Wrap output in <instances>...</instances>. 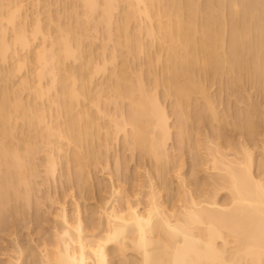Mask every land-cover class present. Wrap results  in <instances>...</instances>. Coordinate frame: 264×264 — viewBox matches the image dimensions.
<instances>
[{"label":"bare ground","instance_id":"obj_1","mask_svg":"<svg viewBox=\"0 0 264 264\" xmlns=\"http://www.w3.org/2000/svg\"><path fill=\"white\" fill-rule=\"evenodd\" d=\"M12 1L11 0L9 1L10 3L9 5L8 2H7L8 4L7 3L4 4L3 0H0V61L2 60L3 63L4 61L7 62L6 60H10V59H12L13 61V59L15 58L14 51L11 53L10 49L12 50L15 49V45H18V46L20 45V47H22L23 50L28 49L29 45H31L30 44L31 41L28 37L30 36L28 35L30 33L28 32V29L26 27L27 26L26 24L28 23L27 21L25 22L28 16L23 15L22 14L23 8L21 9V7H25V6H22V4L19 3L18 1H15V3L17 2V4L13 5ZM116 1L117 0H102V1L100 0L101 4H103L102 6L103 10L101 11L102 13L99 11L101 13L100 16L102 17L100 21H99L100 18L98 19L100 24L102 21H104L105 24L102 22L104 26L106 25L110 26L111 21H113L112 20L113 19L112 17L114 15L113 13L116 12L114 11V9H116V6H118V4H116L117 3ZM127 1L128 2L131 1L132 2L131 4L133 6L129 5L130 3H127ZM127 1L126 3L129 6H131V8L133 7V10H134V7L137 6L139 14L144 13L143 17L144 15L147 17L148 22H150L149 23V25L151 26L150 29L151 31L153 30L152 32H150V30L148 32H150V35L154 34L155 33L154 26L152 24L153 20H151V17L153 18L155 14L151 13L152 12L151 6L155 7L156 2H158V0H127ZM160 1L163 2V0H160ZM215 1H212V2L215 3ZM223 1L224 0H218L217 5H215L216 6L215 7L212 3H208V2L206 4L204 3L205 5L201 6V3L199 4L198 2H196V0H169L167 1V9L165 10L166 7H164V9L162 8L163 10L160 9L161 14L159 13V9L157 8L158 17L164 18L165 16L167 20L164 18L166 20L165 22L163 21L158 22L156 16L154 17L155 19L153 18L158 23L157 25H159L157 26V28L160 31H163L164 38L161 41L163 44H160V46L162 45L161 49H165V52H166L165 54L166 56L164 57V62H166V64H164L165 70L163 74L164 75L163 79L155 80L157 81L155 83H158L159 81V83L161 84L163 81L162 87L163 88L165 87L166 90L168 89V92L166 91L167 94H169V91H170L171 94L177 98V100H175L177 101L176 103L179 106V108H177V111L179 112L181 111L182 112V113L180 112L181 114H183V112L186 114V112L183 111V109L185 105L189 104L190 106V103H192L191 99L193 97L192 96L193 92L196 90L204 91L205 87L203 88V86H200V84L201 85L203 84L198 82L199 80H197L195 78L196 76H194L195 75L194 68L197 69L199 63H200L199 67L201 68V70H204L206 74L210 73L212 76L214 73L220 74L221 72L223 74L224 70H228L230 72L232 71L233 73V72H236L238 68L240 70V68L243 66L250 68L251 73H252V75H250L252 76L251 78L256 82V84H258L260 89L262 88L264 90V0H228L230 2L227 4L228 5L227 12L225 11L227 10L226 8L227 5L224 6ZM80 2L84 5V7H86V9L88 8V11L90 12V13H87L88 11H86V13L88 14L86 16L87 20H88V16L91 17V14L93 13L95 14V12L98 11L99 9L98 7L101 6V4H98V0H81ZM168 3H170L169 5L170 9L168 8ZM11 4L14 7H10ZM164 5L165 4H163V6ZM158 7H161V6L158 5ZM4 8H5V11H4ZM6 8H8L7 12H6ZM213 9L214 10L216 9L217 11L215 12L217 13H213L214 11ZM134 13H135V10H134ZM200 13H203V16L204 15L205 16L203 18L204 19L203 23L199 20L202 23V25L199 26L198 24L199 22L196 17L198 16L197 14H200ZM152 14L154 15L152 16ZM21 15L24 17H21ZM18 16L22 19L23 22H21ZM200 16H201L200 18H202V15ZM23 18L25 19L23 20ZM36 18H37V22L35 21L34 24L36 23L37 24L34 27H32L34 29H32L31 32H33L32 35L35 38L38 35L42 34L41 35L43 38L42 44L44 43L43 46L41 45V48L39 47L38 49L39 51L38 50H37L38 52L36 51V54L34 52V55L36 57L35 59H37V64L39 66L38 68L39 70L36 75H38L39 78L41 77V79L37 78L38 79L37 81L43 80L42 77L44 75H47L46 71H48L50 78L52 77L51 81L55 83L56 79L58 78L56 76H58V74L59 75L63 74L62 71L61 73L60 72L56 73V71L63 70L61 68L59 69V66L61 65L60 67H62L63 66L62 63L67 60H70V58L71 57L73 58L74 55L77 59L79 56H81L79 55V53H78V56L76 55L77 53L74 54L76 50L72 49L73 44L71 45L69 41V39H71L72 37L68 36L67 33L72 32V34L75 35L74 38H76V40L78 39L77 41H79V38L76 32L73 33V30L76 31V29L70 28L72 30L71 31L69 29L70 26L68 27L66 26V31L67 29L69 30L68 32H66L65 29H63L65 26L63 25L60 26L61 24H58L59 27L58 26L57 27L60 31L58 30L57 31L59 35L60 34L61 35L60 36L58 35L59 37L57 36L56 38L58 39L56 40L51 39L56 42L53 41L54 42L53 44L52 42L50 43L49 41L51 47L50 46L47 47L49 44H47V41H46L48 40L46 39L48 35L46 33L48 32H44L43 28L42 27H41L42 29L40 28V25H41V24L39 25L40 18L39 19L38 17ZM16 19L20 20L21 25L19 24V22H18L19 25L18 24L16 25L17 23L16 21H18ZM125 19L124 20L120 19V20L124 23V21H126ZM228 23L229 25L227 26L226 24ZM125 24H121L120 22V25H118L120 26V28H118L119 30H116L118 32V33L116 32L118 35L119 34L121 35L123 33L122 37L127 38V39L125 38L126 41L124 42L125 43L124 48H126L125 50L127 51L124 53L128 52V54H132V53L135 54L136 51L138 53L137 49H140V48H136V45H135L136 39H133V41L135 40V42H133L132 41L133 37H127L130 34L129 35L127 34L128 29H126L127 26L125 27ZM78 25H79V21H78ZM97 25L99 26L98 23ZM122 25H124V28L126 31H124V28ZM98 26L96 27L98 28ZM201 26L202 28H199ZM60 27L61 28L63 27V28L60 29ZM110 27L112 28V26ZM225 27L227 28L229 27V28L226 29ZM111 28L110 30L108 29L110 32V33L108 32V39H109L108 41H111L110 38L112 37ZM200 29L202 33L199 31ZM224 29L228 30V32H225V33H228L226 39L223 38ZM9 31H10V34H9L10 39L8 38ZM199 32L201 33V35L199 34ZM43 33H45L46 35H43ZM157 33L158 32L155 33V36H157ZM160 33H158V35ZM152 37L154 36L152 35ZM73 41L77 44V45L75 44V46L79 47L78 42H76L75 40H72V42ZM45 44H47V46ZM122 44L123 42H121V44L119 45L122 46ZM139 45L137 44L138 47ZM122 47L119 46V48L121 49ZM118 50L116 52H118ZM113 52L115 53V50ZM161 52H163V50H161ZM81 53L83 54V52ZM121 53L123 54L122 50H121ZM112 54H111L112 60L110 59L111 61L110 63H113V61L115 63L117 59L116 58L117 54L115 53L116 55V56L114 55L115 57H113ZM28 57L26 59H28ZM65 58H69V59L66 60ZM17 59H15V61ZM61 59L63 60L61 61ZM105 60L103 62L104 64H105ZM12 61L10 60V62ZM25 62L26 61H24V63ZM59 62H60V65H59ZM13 65L14 64H12V66ZM48 65H49L50 70L49 69L46 70V66ZM99 67L100 66H96L97 68L96 71H98V69L100 70L101 68L103 70V67H100V68ZM72 71L75 72L74 70ZM120 71H123L122 75L121 73H117L118 75L114 74L116 72L113 71L114 73L112 75L117 76V77L114 78L116 80L115 83L113 82L114 85L111 83V81H109L113 87V89L110 87L111 89L110 91L112 90L114 91L117 99L119 98V96L120 98L123 97V99L126 97H129L130 98V103H129L130 110H129V114L126 117L124 116V113H121L122 115L120 114L121 118L123 117V119L119 118L120 121L118 120V118H115V117H114L115 120L113 119L114 121H111V122H114L115 132L117 133L118 130L120 131V129L126 130L125 125L128 126L129 124V126H131V130L129 133L131 137V149L132 148L133 149L140 148L141 150L143 149L148 155H150L153 159L155 158L156 161L159 162L161 161L160 159L162 157H163L162 159H164V157L166 156V155H162V153L165 151L164 148H166L165 146L169 142V139L171 140L170 137L172 136V132L170 133L171 131V125L169 122L170 114L166 111L165 109L166 107L162 105V102L158 99V97H156L158 94L155 95L153 94L154 92L152 93L151 91L152 93L151 95L148 92L149 89L146 90L147 87L145 88L144 86H141V85H145L142 83L143 78L141 75H137V78L139 76L140 82H138L139 80L137 81V79L135 78L138 84L137 86L138 90L135 91L132 88V90H134L135 92L133 93L132 90L128 87L131 84L130 85L128 84V86L127 84L126 85L123 84V83H129L130 81L128 80L129 78L128 79L126 78L127 76L124 73V69ZM66 72L67 71H65V73ZM11 73H13L12 76H15L13 71H11ZM69 74L67 73V76H66L69 79L64 77V79H67L65 80L66 82H63L64 79L62 78L57 79L58 81H61L59 83L57 81V83L62 86V88L60 87L61 93L57 92V94L54 95L56 96L55 98L54 97L50 98L52 99L51 104L54 103V101L57 102L58 108L57 106L56 108H57V111L60 112V113L58 112V114L59 115L64 114L63 116H66L64 118H66L67 120V122L65 120V123L67 125H64V126H66L67 128L65 129V127L61 126L63 133L60 130V128L59 130L56 129L58 127H55L56 130H53L54 126L51 127V123H49V125H46L47 130H48L46 131L45 124L43 123V122L46 123L48 120V119L46 120L47 117L45 118V116L43 115L46 113H43V112H41L42 114L39 113L38 112L39 110L36 111L38 108L36 107L37 109L35 110V106L33 108V105L31 104L30 105L32 107L29 106L28 108V102H32V101H30L29 98H27V101H26V99L24 100L22 97L20 98L19 97L20 95L17 96L16 94H18V92L17 93L14 92L15 89L13 90L14 97L11 95L13 97L12 98L8 93L10 91L8 90V88L10 89L11 86L9 85L7 88L6 84L4 85L6 88L4 89V91L5 90L6 91L4 93V91L2 90L3 92L1 91L2 93H0L1 95L0 96V207L1 209L2 207L7 206V204L10 203V198L12 199L13 194L18 196L19 198L22 197L23 193L21 192L19 193L18 191L20 190L19 185L22 186L24 183V185H27L26 187H29L28 186L29 180L28 181L24 180L27 177L23 173L27 171L25 167H27L28 165H30L29 167H32L31 165L32 162L30 163L31 159L29 160V158L31 156V151L32 153L35 151L34 148L33 149L31 148L32 149L31 150L30 146L26 147L25 145L26 155H24V160H23V157L20 159V153L18 151L20 150V152H22V150L19 149V147H15V146H14V149H15L14 150L12 148V145L14 143L12 144L11 141L8 140V138L10 137L11 139L14 138L13 136L14 134H16L14 133L16 132L15 126L11 127V125L16 123L13 117L16 116L17 112H19L21 116L18 113L19 116L17 115L18 117L16 118H19V119L21 118L20 120H23L24 118L26 120L28 118L27 123L29 125L27 127H30V125L34 122L33 126L35 129L34 130L35 133H36V130L40 131L41 133L42 132L41 130L43 129L44 131L43 136L48 134L47 136L50 137V133H47V132L52 133L54 131V133H52L51 135L53 137L54 136L58 137V136L63 135L65 131V135H63L62 138H64V140L66 138V141L69 140L68 144L72 145V143H74L72 146L77 145L78 142L81 143L82 140L84 141L86 140L85 142L87 145V141L89 143V141L93 137H95V135H92V132H89V130L90 131L93 130V126H90L89 123L94 122L93 120L95 119L91 117L93 116L92 114H87L88 116L86 115L85 110L87 108H84L85 110H83L85 111L83 114L85 117L80 115L82 113L78 112V110L77 112L80 113L79 115L73 114L74 112L72 111L74 110L73 108H75L78 105L77 102H80L79 100L80 97L78 96L83 95L82 97H86V95L88 96L90 95V92L88 94L87 90L83 88L82 90H84V92L87 93V94L86 93L84 94V92H81L82 90L81 91L79 90L80 88L77 89L75 81L73 80L71 81L73 77L75 79L77 78V76L73 74L74 76L71 78ZM76 74H77V71H76ZM124 74H125V77L123 78ZM233 75H238V73L233 74ZM9 76L11 75L9 74ZM217 76L218 75L216 74V77ZM125 78L127 79V81L124 80ZM235 78H237V76ZM235 78H233V81H232L233 83H234ZM7 79L6 80L4 79L3 81L6 82L8 81ZM231 80L232 79H230L228 84L231 82ZM23 82L24 84L22 85L24 87L25 86L28 87L29 84L31 85V82L29 81L28 83L27 79L26 81H23ZM34 83H38V82H34ZM53 83L51 82V84L49 85L51 86ZM25 84H28V85H25ZM111 84L108 86H111ZM133 84L136 87V82ZM156 85H154V87L152 86L153 89L155 88ZM39 86L38 87L40 89L41 85ZM131 87H134V86H131ZM31 89L28 90L26 88V90L29 91V94L31 92ZM51 90L52 89H49V92ZM36 91H38V88ZM136 92L137 94L139 93L140 95L139 97L138 95L137 96L135 95ZM38 93L40 97L43 95L42 94L43 92L38 91ZM195 93L197 92H194V94ZM205 94H204V97H205ZM134 95L136 97H134ZM206 99H209V98L207 97ZM209 100L207 101L205 100L206 103L208 104V106L206 104V106L208 107L206 109L213 111V109L215 108L214 107L215 105L213 106V104L208 102ZM23 103H27V104H23ZM177 104H176V107H178ZM192 105L194 106V103H192ZM79 107L80 106H78V109ZM180 107L183 109H181ZM80 110H82V108H80ZM116 110L118 111V108ZM247 110L245 111L247 112ZM35 111L38 112L39 115H37ZM117 111H115V113ZM13 112L16 114H14ZM31 113L36 115V117L38 116V118H35L37 120L36 123H35V119L33 122L31 121L34 118V116L30 118ZM252 113L253 112H251V109L249 112L245 113L246 114L244 116L245 123L244 125H242V127H239L247 134L249 133V135L253 133L252 129L254 131V128L257 126V123L253 122V119H254L253 117L255 114H253L252 116ZM40 114L43 117V119H41L42 122L40 121V118H39L41 117ZM185 114L183 116L181 115L182 118L179 119L181 123L179 120H178L179 123L177 122L179 125H182L180 126V128L181 127L183 128L185 126V123L187 122V121L185 122V120L187 119V116H186L187 114L186 115ZM28 115L30 116L28 117ZM211 115L212 117L217 118V120L220 121V119L218 118V113L214 112V113H211ZM184 116L186 117V119H184L185 118ZM124 117L126 119H124ZM219 117H222V116H219ZM83 118H87L86 121L87 120L88 121L86 124L85 122H83L84 124L83 126H81L82 124L80 125V123H82ZM44 119L46 121H44ZM12 120L14 121L13 124L11 123L13 122ZM255 120L256 118L254 119V121ZM57 122L55 121V123ZM182 122H184V126ZM24 123L26 122L24 121L23 125ZM41 123L44 124V128L42 127V129H40L41 128L40 126H43ZM253 124L254 125L256 124L254 128H253ZM33 126L31 127L33 128ZM36 126L38 127L35 128ZM13 127H14V130L12 129ZM91 127H92V130H91ZM19 130L21 129L19 128ZM55 131H59V132L55 134ZM183 132H184V128L181 133ZM12 133H14L13 136L11 135ZM7 135H9L10 137ZM186 135L189 136V134H186ZM88 137H91V138L88 139ZM181 137L185 138L186 136L181 135ZM5 141L8 142V144ZM19 142H17V145ZM25 143L27 142L25 141ZM90 145L91 144L89 143V146ZM212 145H215V144H212ZM211 148L210 149L208 148V149L211 150ZM28 149H30L29 151L30 156L28 154ZM57 149H58V146H57ZM57 149H56V152H57ZM221 149L222 148L219 147L218 144H216L214 147V150H211L212 155H211V158L209 159V161L211 160L210 162L212 165L211 169H213V171L215 170L214 172L217 173L214 176H218L216 177V179H214V176H213V180L215 181V183H213L214 185H212L213 186L212 189L211 188L209 189L211 192L208 190L209 193L201 194L202 193L201 192V193H196L197 195H195V192H193L191 189L192 187L190 188L189 186L191 185L193 186V184L198 183V179L195 177L194 180L191 182L192 184L189 183L190 184L189 185L187 183V186H188L187 187L185 186V183L187 182L186 179L188 178L185 177L181 173L182 170L180 171V173H177L178 174L177 176L179 177V180H181V184H182V185L180 184L181 190L179 191L180 192L179 195L181 196L180 200L183 199L182 205H180V207L178 208L177 207L169 208L165 206V204L162 201H160L159 194H158L159 192L157 189L158 186L156 187L157 183H155L156 179L154 181V176H152V174L150 176L149 173H148L149 175L147 174L148 178H150L148 179L149 182L147 181L149 184L147 183V187H146L148 189L146 190L147 191L146 193L147 202L144 208H141L142 204L141 202H139V200L137 202H133V200L131 199V196H125L124 198L119 197L120 195L119 190L115 187L113 188L111 199L107 201L105 207L103 208V215L105 217V222L107 223V226L104 232L103 233L101 232L99 235L97 234L94 235V233L88 234V231L86 232L85 224L83 223L82 214L80 210H78L77 213L75 212L76 216L74 217V220L71 221L72 219L70 220L68 212H67L68 210L66 209V207L63 206V204L60 205L61 208H60V212L58 216L61 218L62 226L60 227V231L56 233L57 238L53 242V244L55 243L54 248L52 246L53 248L52 249L51 246H49L52 243L42 244L43 246H41L42 248H40L41 249L40 257L37 263L38 264H111L110 263L111 251H110L109 245L110 243H113V244H116L117 251L119 250V252L125 253L126 252L125 249L130 248L133 250L134 253H137L136 254L137 256L139 255V257H137L139 259H136L135 261H133L134 259L129 260V261L124 260L125 263L127 262L126 264H247V262L251 264H264V177L260 174H254L252 172V166L254 164L253 163L254 162L253 153H252L253 151L248 145H246V143L240 144L239 154H241L242 156L237 155L238 157L228 158L229 154L227 153L228 155H226L225 153L221 151ZM87 151L89 152V150ZM65 154H64V157H65ZM54 155H53V152L48 153L47 155L48 162L46 161V164L48 166L46 165L47 167L45 171H47V174L48 175L50 174V176L51 175L53 176V174L55 175L56 164H58L57 161L55 160ZM74 155L76 154L74 153ZM73 157L75 158V161H76V159L77 158L79 159L80 156L78 157V153H77V155ZM25 159L29 161V162L27 161L29 164L26 162ZM82 160H83L82 157H80L78 165L84 164V161ZM81 161L83 162V164H81ZM26 163H27V166H26ZM23 164L25 167L23 166ZM184 164L185 163L182 162L180 165L185 166ZM3 167L6 169H2ZM81 167L83 168V166ZM180 168H183V167L181 166ZM80 169L79 171H81ZM22 171L24 172L22 173ZM82 173H79V176L80 174L82 175ZM13 180L17 182V185L14 184ZM222 190H225L228 193V197H227L228 199L224 201L223 200L220 201L218 198H216L219 191H222ZM19 194H22V195H19ZM140 195H141V192H140ZM23 197L27 198L28 194H25V196L23 195ZM117 197L121 198L122 200H119ZM13 198L17 199L16 197H14V195H13ZM4 202L7 204L5 205ZM1 212L2 211H0V215H2ZM20 259H21V256L20 257L17 256L15 262H13L14 260H10L7 262V264H11V262H13L12 264H23L22 259L21 260ZM243 262H246V263H243Z\"/></svg>","mask_w":264,"mask_h":264},{"label":"rangeland","instance_id":"obj_2","mask_svg":"<svg viewBox=\"0 0 264 264\" xmlns=\"http://www.w3.org/2000/svg\"><path fill=\"white\" fill-rule=\"evenodd\" d=\"M9 1L10 0H5L4 2L3 0V3L4 4H6L7 2L9 3ZM15 1H18L19 3L22 4V6H25V7H21V9L23 8L22 10L23 13L22 11L21 13L23 15L28 16L27 17L28 20L26 18L25 22L27 21L28 23L26 24L27 25L26 27L28 29V32L30 33L28 35L31 36V37L28 36L31 41V42L29 41L31 45H29L28 49L24 48L25 50H23L22 47H20V45L19 46L15 45V49L13 50L10 49L11 53L14 51V56H15V58L13 59L14 62L12 61V59H10L12 62H10V60H6L8 63L5 61L3 63L2 60L0 61L1 62L0 63V77H1L0 78V93H2L4 89H6L4 86L5 84L7 88L10 85L11 88L10 89L8 88V90H10L8 92L10 96L12 95L14 97L13 90L15 89L16 91L14 90V92L16 93L18 92V94L15 93L17 96L20 95L19 96L20 98L22 97L24 100L26 99V101H27V98H29L30 101H32V102H28V108L29 106L33 105V108L35 106V110L38 108L36 111L39 110L38 111L39 113L41 112L46 113V114H43L45 118L47 117L46 120L48 119L46 123L43 122L45 124L46 131H48L46 125H49V123H51V127L54 126L53 130H56V129L59 130L60 128V130L62 131V127H65V129L67 128L66 126H64V125H67L65 123L66 118H64L66 116H63L64 114H60L63 116L62 117L58 114L59 111H57V108H58L57 102L54 101V103L51 104L52 99L50 98H53V97L55 98L56 96L54 95L57 94V92L61 93L60 87L62 88V86L58 84L61 81H58L57 79L59 78L64 79V77L68 78L66 77L67 73L68 74L70 73L69 76H71V78L74 75H76L77 78L75 79L74 77L73 79L70 78L71 81L72 80L75 81L77 89L80 88L79 90L81 91L83 88H85L88 94L90 92V95L89 96L86 95V97H82L83 95L78 96L80 97L79 98L80 102H77L78 105L76 104L77 106L73 108L74 110L72 111L74 112L73 114H78V115L80 114L78 112H81L82 114L80 115L82 116H84L83 114L85 111H86V115L87 114L93 115V116L91 115L90 116L93 117V119L95 120H93L94 122L89 123L90 126H93V130L91 127L92 131L89 130V132H92V135H95V137H93L90 140L91 142L89 141V143L91 144L90 146H89L88 141L86 145V142H85L86 140L85 141L82 140L81 142L82 144L78 142L77 145L72 146L74 143H72V145L68 144L69 140L66 141V138L65 140L64 138H62L63 135H65V131L63 135L58 136V137L56 136L53 137L51 134L54 133V131L52 130L53 131L52 133L47 132V133H50V137L47 136L48 135L47 133H46L47 135H45L47 137H45L43 136L44 131L42 129V127L44 128V124L41 123L43 126H40L41 127L40 129H42L41 130L42 134L40 133V131L36 130V133L34 131L35 129L33 126L34 124L33 121L35 118H38V116L36 117V115L31 113L30 118L34 116L33 120H31L33 123L30 125V127H27L29 125L27 123L28 118L25 120V118L23 117L24 118L23 120L27 123V124L24 123L23 125L24 121L20 120L21 118L20 119L16 118L20 115V113L17 112L16 114L13 112L14 114H16V116L14 115L15 117H13L16 123H14V121L12 120L13 122L11 123L12 124L14 123V124L11 125V127L15 126L16 132L14 131L13 132L16 134L14 133L11 134L12 136L14 134L13 136L14 138L12 139L9 135H7L10 137L8 138V140H10L12 144L13 143L15 144V145L11 144L12 148L14 149V146H15V147H19V149L22 150V152H20V150L18 152L20 153V159L23 157V160H24V155H26V147L30 146V149L34 148L35 151L33 153L31 151V156H30V152H29L30 149H28V154L30 156L29 160L31 159L30 163L32 162L31 163L32 167H29L30 165L27 166V163L29 161L26 159H25L26 162L28 161L26 163L27 167H25L23 164V166L26 168L27 171H25L26 174L23 173L24 171H22V173L26 175L27 177L24 180L26 181L29 180V185H28L29 187H26L27 185H24L23 183L24 186L19 185L20 190H18L19 193L20 192L23 193L24 196L25 194H28V197L26 198V197H23L22 194H19V195H22V197L19 198L18 196L13 194L14 197H16L17 199H14L12 195L13 200L10 198L9 204L4 202L5 205L7 204V206H4L5 208L2 207L1 209L0 207L1 209L0 211H2L1 212L2 215H0L1 216L0 217V264H7V262L10 260H14L13 262H15L17 256L18 257L21 256L23 264H38L37 261H39L38 259L40 257V250H41L40 248H42L41 246H43L42 244L52 243L49 246H51V248L53 246L54 248L55 243L53 244V242L57 238L56 233L60 231V227L62 226L61 218L58 216L60 212V208H61L60 205L62 204L68 210L67 212H68L70 220L72 219L71 221L74 220V217L76 216L77 211L80 210L82 214L83 223L85 224L86 232L88 231V234L94 233V235L96 234L99 235L101 232L103 233L107 226V223L105 222V217L103 215V208L105 207L107 201L111 199V194H112V190L114 187L119 190V194H120L119 197L124 198L125 196H131V199L133 200V202H137L139 200V202H141L142 204L141 208H144L147 202V199H146L147 191L146 190L148 189L146 187H147V183L149 182L148 179H150L147 176L148 173L150 174V176L151 174L152 176H154V181L156 179L155 183H157L156 187L158 186L157 189L159 192L158 194H159L160 201H162L165 204V206L169 208H172V207L178 208L180 207V205H182L183 199L180 200L181 196L179 195L180 193L179 191L181 190L180 186L182 184H181V180H179V177L177 176L178 175L177 173H180L181 170H182L181 173L185 177L188 178L186 179L187 182L185 183V186H187V183L192 184L191 182L194 180L195 177L198 179V183L193 184V186L192 185L189 186L190 188L192 187L191 189L193 192H195V195H197L196 193H201V192H202L201 194L209 193L210 191L209 189L210 188L212 189L213 187L212 185H214L213 183H215V181L213 180V176L217 174L216 172H214L215 170L213 171V169H211V166H212L210 163L211 160L209 161L212 155L211 150H214V147L216 144H218L219 147L223 149V150L221 149L223 153H225L226 155L229 154L228 158L230 157L233 158V157H238L239 155H241L239 154L240 144L246 143V145H248L253 151L252 153H253V160H254L253 163L254 164L252 166V172L254 174H260L264 177V90L262 88L260 89L258 84H256V82L251 78L252 76L250 75H252V73H251L250 68L243 66L240 68V70L238 68L237 71L233 73L232 71L230 72L228 70H224L223 74L221 72L220 74L214 73L215 75L213 74L212 76L210 73L206 74L204 70H201V68L199 67L200 65L199 63L198 68L197 69L194 68V70L196 71V72L194 71L195 73L194 76H196L195 78L199 80L198 82L203 84V85L200 84V86H203V88L205 87L204 91L206 94L204 93V91H201V90L194 91V92H197L195 94L193 92V95H192L193 97L191 100H192V103H194V106L192 105V103H190V106L189 104H187L185 105L186 107L184 106V109L180 107L181 109H183V111L186 112L187 115L184 112L183 114H181L182 113L181 111H180L181 113L177 111V108H179L178 104L176 103L177 101H175L177 100V98L174 95H172L170 91H169V94H167L168 89L166 90L165 87L164 88L162 87L163 81L161 84L159 83V81L158 83H155L157 82L155 80L163 79V76H164L163 74L165 70L164 64H166V62H164V57L166 56L165 55L166 52H165V49H161L162 45L160 46V44H163L161 42L164 38L163 31H160L157 28V26L159 25H157L158 23L156 22V20H154L155 19L154 17L156 16L158 22L159 21L165 22L167 20L165 16L164 18L166 20L164 18L158 17L157 8L159 9V13L161 14L160 9L163 10L164 7H166L165 8L166 10L167 1L169 0H163L164 3L158 0V2H156L155 7L151 6L153 8V9L151 8L152 10L151 13L155 14V15L152 14V16L154 15L153 17L154 19L151 17V20H153L152 24L154 26V32L155 33L161 32L159 35L157 33L158 37L155 36V33L152 34L155 38L152 37V35H150V32H152L153 30L151 31L150 29L151 26L149 25L150 22H148L147 17L145 15L143 17L144 13L139 14L137 6L134 7V10H135V13H134L133 7L131 8V6H129V5H132L131 1L128 2L126 0L127 3H130L129 5L126 3L125 0L116 1L117 2L116 4H118L119 7L116 6L117 10L114 9V11H116L117 13L114 12L113 13L114 15L112 17L113 19L111 18L113 20L111 21L112 24L110 23V26H112V28L109 25L104 26L102 24V22L104 23V21H102L101 24L99 22L102 18L100 15L102 13L101 11L103 10L102 9L103 4H101L100 0H98V4H101V6L98 5L99 9L97 8L98 11H96L95 14L94 13L91 14V17L88 16L89 21L87 20L86 16L88 15L87 13H90V12L88 11V8L86 9V7H84V5L80 2L81 0L80 1L79 0H66V1L65 0H13L12 1L13 5L17 4V2L15 3ZM205 1L206 0H196V2H198L199 4L201 3V6L205 5L207 2L212 3L215 6L217 5V2H218V0L217 1L207 0L206 2ZM212 1H215V3ZM223 2L225 6L230 1L224 0ZM163 4L165 5L163 6ZM13 5L11 4L10 7H14ZM158 5L161 7H158ZM169 5L170 3H168V8L170 9ZM8 8H6V12ZM226 8L227 10L225 11L227 12L228 5ZM4 11H5V8H4ZM86 11L88 12L86 13ZM215 11L217 10L215 9L213 13H217ZM197 15L199 17L197 16L196 18L200 26L203 23V20H204L203 18L205 15L203 16V13H200ZM200 15H202V18H200L201 17ZM21 17H24V16L21 15ZM36 17H38V19L40 18V23H39V25L41 24L40 28L42 27L43 31L48 32L46 34L50 36L49 37L47 35L46 37V39H48L46 40L47 44H49L48 46L47 44H45L47 47L49 46L51 47L50 45L51 42L53 44L54 42H56L51 39H55V40L58 39L56 38L59 35L58 31H60L58 29L59 27L58 24H61L60 26L62 25L65 26L64 28L62 27L63 29H65V31H66V26L67 27L70 26L69 29L70 28L76 29V31L73 30V33L76 32L79 38V41H77L78 39L76 40V38H74L75 35H73L72 32H70L72 34L71 35L68 32L69 30L67 29L66 31L68 32L67 35L72 37L71 39L68 38L71 45L73 44L72 49L76 50L74 54L77 53L76 55L78 56V53H79V55L81 56H79L78 59L75 57V55H74L75 58L69 57L70 60H67L69 58H65L67 61H65L64 59L65 62L62 63L63 65L62 67H60L61 65L59 62V65H60L59 69L61 68L63 70L56 71V73L57 72L61 73L62 71L63 74L62 75L60 74L61 76L59 74L58 76H56L58 78L56 79L55 83L51 81L52 77L50 78L48 71H46L47 75H44L42 77L43 80L37 81L38 80L37 78H39V76L36 74L39 70L38 69L39 66L37 64V59H35L36 57L34 55V52L36 54V51L39 49V47L41 48V45L43 46L44 43L42 44V39H43L41 36L42 34L40 35L37 34L38 36L36 35L37 37L35 38L32 35L33 32H31L32 29H34L32 27H34L37 24V23L34 24L35 21L37 22ZM49 17L51 19L53 18L52 21ZM24 19L25 18H23V20ZM120 19L121 20L125 19L126 21H124L123 23ZM20 20L21 22H23L21 18ZM20 20L16 21L17 22L16 25L18 24V22L21 25ZM77 20L79 21V25H78ZM96 21L99 24V26L97 25ZM120 22L121 24L127 23L125 24V27L127 26L126 29H128L127 34L128 35L130 34L127 37H133L132 41L133 39H136V42L135 40L133 42H135L136 48H140V49H137L138 53L137 51L135 53L137 55L133 54L132 52L131 53L133 55L128 54V52L124 53L127 51L125 50L126 48H124L125 46L124 42L126 41L127 38L122 37L123 33L121 35L120 34L118 35L117 34L118 32L116 31V30H119L118 28H120V26H118L120 25ZM94 25L98 26V28ZM226 25L228 26L229 23ZM108 26L112 29L111 31L112 37L110 38L111 41H108L109 40L108 32L110 30ZM122 26L124 28V25ZM62 28L60 27V29ZM199 28H202V26ZM225 28L228 29L229 27L228 28L225 27ZM149 30L150 32H148ZM124 31H126L125 28H124ZM199 31L202 33L201 29ZM200 32L199 34L201 35ZM225 32H228V30L224 29L223 38L226 39L228 33H225ZM9 34H10V31L8 35ZM46 34L43 33V35H46ZM9 37L10 35L8 36V38ZM72 40H75L76 42H78L79 47L75 46L76 43L74 41L73 43ZM119 41L123 42L122 44L123 47L119 45L121 44V42ZM136 43L138 45L140 44L139 47L137 46ZM119 46L122 47V49L119 48ZM118 49L119 50L121 49L123 51V54L124 55L127 54V55L124 56L121 53V50L119 52ZM114 50L117 56L113 52ZM117 50L119 54L118 52H116ZM161 50H163V52H161ZM80 51L83 52V54ZM111 54L113 57L116 56L117 58V59L115 58L116 59L115 63L114 61L113 63H110L111 62L110 59L112 60ZM27 57L28 59H26ZM103 57L104 58L106 57L105 59L107 60H105ZM15 59H17L18 61L17 60L16 61L19 63H17ZM62 60L63 59H61V61ZM104 60H105V64L103 63ZM24 61L26 62L24 63ZM88 62L89 64L91 63L90 64L91 66L88 64ZM12 64L14 65L12 66ZM93 66L94 68H96V66L103 67V70L101 68L100 70L98 69V71H96L97 68L94 69ZM71 68L75 72H73ZM47 69H49V65L46 66V70ZM123 69H124V73L127 76L126 78L127 79L129 78L128 80H130L129 83H123L124 85L127 84L128 86V84L129 85L131 84L130 86H128L131 90L132 88L135 91L138 90L137 81L139 80L138 82H140V79H139V76L137 78V75H141L143 78L142 83L145 84L141 86H144L145 88L147 87L146 90L149 89L148 92L151 95L153 92H154L153 94L155 95L158 94L156 97H158V99L162 102V105L166 107L165 108L166 111L170 114L169 122L171 125L170 133L172 132V136L170 137L171 140L169 139V142L166 144L165 146L166 148H164L165 151L162 153V155H166L167 157L165 156L164 159H162L163 158L162 157L160 159L161 161L158 160L159 162H157L155 158L153 159L150 155H148L143 149L142 150L140 148H136V149L132 148L133 150L131 149V137L129 134L131 130V126H129V124L128 126L125 125L126 130L120 129V131L118 130V132L116 133L114 122H111V121H114L115 118H118V120L120 121L119 118H121V115H122L121 113H124V116L126 117L129 114V110H130V107H129L130 98L129 97H126L123 99V97L120 98L119 96V98L117 99L114 91L113 90L110 91L111 90L110 87L113 89L112 84L114 85V83L116 82L114 78L117 77V76L112 75L114 73L113 71L116 72L114 74L121 73L122 75L123 71H120V70H123ZM69 70H71L72 72ZM11 71L14 72L15 76H12L13 73H11ZM65 71L67 72L65 73ZM76 71H77V74H76ZM236 73H238V75H233ZM9 74L11 76H9ZM125 74L123 78L125 77ZM216 74L218 75L217 77H216ZM236 76L237 78H235ZM232 77L235 78L234 83L232 82L233 81ZM126 78L124 79L125 81H127ZM135 78L137 79V81ZM4 79L5 80L7 79L8 81L5 82L3 81ZM26 79L28 80V83L29 81L31 82V85L29 84L28 86L29 88L25 86L28 90L32 88L30 94H29V91L26 90V88L22 85L24 84L23 81H26ZM39 79H41V77ZM230 79L232 80L229 83L230 84L229 86L228 82L230 81ZM65 80L67 79H64L63 82H66ZM109 81H111L112 84ZM34 82H38V83H34ZM51 82L53 84L50 86L49 84H51ZM135 82H136V87L133 84ZM110 84L111 86H108ZM25 85H28V84H25ZM39 85H41L40 89H39L40 87ZM154 85L158 87L155 86V88L153 89ZM131 86H134V87H131ZM37 88L39 92H43L42 93L43 95L41 97L39 96L38 91H36ZM49 89H52V90L49 92ZM134 90H132L133 93H135ZM53 91L56 93H54ZM81 92H84V90H82ZM202 92L205 94V97ZM85 93L86 92H84V94ZM135 95L136 96L138 95V97L140 96L139 93L137 94V92ZM135 95L134 97H136ZM87 96L90 98H88ZM207 97L212 102L209 99H206ZM205 100L206 101L209 100L208 102L213 104V106L215 105L214 106L215 108L213 109V111L206 109L208 108L207 107L208 104L206 103ZM23 104H27V103H23ZM176 104L178 107H176ZM78 106H80L79 109H78ZM116 106L118 108V111L116 110L117 109ZM80 108H82V110H80ZM84 108H87V109L85 110ZM247 109L249 111L251 109V112H253L252 116L253 114H255L253 118L254 119L256 118V120L254 121V119L253 118L252 119L254 123H257V126L256 124L255 125L253 124V128L256 126L255 127L256 129L254 128V131L252 129L253 133L251 135H249V133L247 134L241 128H239V127H242V125H244L245 123V117H244L246 115L245 113L249 112ZM245 110H247V112ZM115 111L117 112L115 113ZM195 111L197 112V114ZM38 112H36L37 115H39ZM214 112L218 113V118L220 119V121L217 120V118L212 117L211 113H214ZM117 113L119 114V116ZM41 114L40 116L42 117ZM184 114L187 116L188 120L186 119L185 116H184L185 118L183 117L184 119H186L185 122L186 121L187 122L185 123V126H184V122H182L184 126L183 127L184 132L181 133L183 131V128L182 127L180 128V126L182 125H179L178 123L180 121L179 119H181ZM29 116L30 115H28V117ZM219 116H222V117H219ZM41 117H39L40 121L41 119H43V117L42 118ZM125 117L124 119H126ZM87 118H83L82 123H80V125L82 124L81 126H83L84 124L83 122H85V124L87 123L88 121V120L86 121ZM121 119H123V117ZM46 120L44 119V121ZM36 121L37 120L35 119V123ZM55 121L56 122L58 121V122L55 123ZM31 126H33V128ZM37 127L38 126H36L35 128ZM55 127H58V128L55 129ZM19 128L21 130H19ZM12 129L14 130V127ZM37 132L40 134H38ZM58 132L59 131H55V134ZM186 134H189V136ZM181 135L183 136L185 135L186 137L183 138L181 137ZM89 138L91 137H88V139ZM25 141L27 143H25ZM17 142H19L18 145H17ZM211 142L212 144H215V145H212ZM6 143L8 144V142ZM59 145L62 147V149ZM57 146H58V149H57ZM211 146L213 149L211 148ZM208 148L209 149L211 148V150H209ZM56 149H57V152H56ZM59 150L60 151L62 150L63 152L66 151V152L63 153L62 151L60 152ZM87 150H89L91 154ZM52 152H53V155L55 154L57 156L56 157L54 155L55 160L57 161L58 164H56L55 175L53 174V176L52 175L50 176V174L48 175L47 171L45 170H46V167L48 166L46 164V161L48 159L47 155L48 153H52ZM74 153L76 155L78 153V157L79 156L82 157L83 159L82 161H84V164L82 161H81V164L83 165H80V164L78 165L80 157L79 159L76 157L77 159L75 161V158L73 156H76V155H74ZM64 154H65V157H64ZM67 159L69 162L67 161ZM182 162L185 163L184 164L185 166L180 165ZM81 166H83V168ZM179 166L180 167L182 166L183 168H180ZM78 168L79 169L82 168L80 170L83 173L79 171ZM2 169H6V168L3 167ZM79 173H82L83 176L81 174L79 176ZM216 177L218 176H214V179H216ZM13 181H14V184L17 185V182L15 180ZM139 191L141 192V195ZM119 197L117 198L119 200H122ZM227 197H228V193L225 190L219 191V193L216 196V198H218L220 201L222 200L224 201L228 199ZM109 248L111 251V255H110L111 264H124L125 261L127 260L129 261V260L134 259L133 261H135L136 259H139L137 258L139 257V255L137 256L136 255L137 253H134L133 250L130 248L125 249L126 252L125 253L123 252L124 254L122 252H119V250L117 251L116 244L110 243ZM13 262H11V264ZM243 263H246V262H243ZM247 264H251V263L247 262Z\"/></svg>","mask_w":264,"mask_h":264}]
</instances>
